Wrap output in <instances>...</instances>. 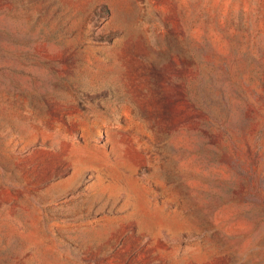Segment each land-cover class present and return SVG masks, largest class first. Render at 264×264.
<instances>
[{"label":"rangeland","instance_id":"374dc122","mask_svg":"<svg viewBox=\"0 0 264 264\" xmlns=\"http://www.w3.org/2000/svg\"><path fill=\"white\" fill-rule=\"evenodd\" d=\"M0 264H264V0H0Z\"/></svg>","mask_w":264,"mask_h":264}]
</instances>
